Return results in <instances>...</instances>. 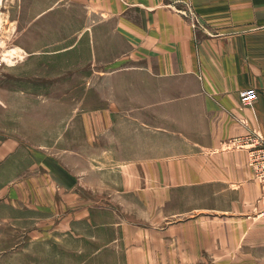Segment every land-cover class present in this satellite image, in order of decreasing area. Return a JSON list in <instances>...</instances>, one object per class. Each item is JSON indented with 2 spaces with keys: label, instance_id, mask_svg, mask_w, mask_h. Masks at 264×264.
I'll return each instance as SVG.
<instances>
[{
  "label": "crops",
  "instance_id": "1",
  "mask_svg": "<svg viewBox=\"0 0 264 264\" xmlns=\"http://www.w3.org/2000/svg\"><path fill=\"white\" fill-rule=\"evenodd\" d=\"M40 1L13 0L19 10L34 5L29 27H17L22 11L14 16L15 37L38 35L33 25L66 6L78 42L90 34L96 48L124 44L123 58L95 66L113 68L100 78L112 99L126 85L125 113L134 121L140 104L141 123L115 124L113 101L84 127L97 138L110 132L118 147L129 133L126 146L141 147L101 168L66 144L54 152L1 139L0 211L23 220L28 204L30 228H46L52 243L77 241L79 256L107 264H264L260 186L234 144L254 133L264 141V0H51L38 11ZM248 88L258 99L242 108ZM114 127H126L120 139Z\"/></svg>",
  "mask_w": 264,
  "mask_h": 264
},
{
  "label": "rangeland",
  "instance_id": "2",
  "mask_svg": "<svg viewBox=\"0 0 264 264\" xmlns=\"http://www.w3.org/2000/svg\"><path fill=\"white\" fill-rule=\"evenodd\" d=\"M50 4L51 0H41L38 11ZM33 6L23 3L19 10L13 0H0V140L12 138L33 145L47 143L52 145L54 152L66 144L69 150H77L85 157V166L91 162L101 168H109L114 161L132 156L141 146L132 142L126 146L127 138L131 139L129 133L118 147L115 139L111 144L110 132L97 138L84 127L85 123H93L95 110L113 101L121 105L118 108L122 111L121 115L113 117L115 124L137 127L141 123L140 104L135 111H130L134 121L125 113V108L129 107L124 90L126 85L119 83V93L112 99L109 80L100 78L113 68L95 66V61L98 64L123 58L124 44L117 39V44L101 43L96 48L90 34L78 42V20L62 19L66 6L64 9L58 6L51 16L33 25L39 29L38 35L15 37L14 16L22 11L23 18L17 21V27H29L26 16ZM70 12L81 11L76 7ZM20 41L25 47L38 51L22 52L16 45ZM71 43H76L72 51H59ZM113 129L114 137L120 139L126 127ZM22 205L20 215L23 220L13 210L7 212L8 207L0 211V264H107L106 259L79 256L77 241L71 243L65 239L62 242L60 239L52 243L46 236V228H30L29 206ZM8 215L10 218L4 220L3 217Z\"/></svg>",
  "mask_w": 264,
  "mask_h": 264
},
{
  "label": "built area",
  "instance_id": "3",
  "mask_svg": "<svg viewBox=\"0 0 264 264\" xmlns=\"http://www.w3.org/2000/svg\"><path fill=\"white\" fill-rule=\"evenodd\" d=\"M1 65L2 60H0ZM239 99L242 108L251 107L257 101L258 94L252 88L244 89L240 92ZM234 144L236 148L246 151L252 178L260 186V201L264 203V141L254 133L236 139Z\"/></svg>",
  "mask_w": 264,
  "mask_h": 264
}]
</instances>
